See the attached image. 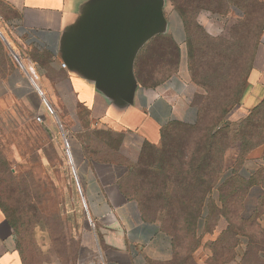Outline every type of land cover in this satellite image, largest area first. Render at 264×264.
Masks as SVG:
<instances>
[{"label":"crops","instance_id":"0c3cea01","mask_svg":"<svg viewBox=\"0 0 264 264\" xmlns=\"http://www.w3.org/2000/svg\"><path fill=\"white\" fill-rule=\"evenodd\" d=\"M0 23L9 43L38 75L40 88L19 95L23 101L35 98L29 111H45L46 97L69 93L89 110L94 126L123 134L122 147L136 153L146 142L159 146L161 130L170 122L197 120L187 36L169 0H0ZM159 37L172 39L179 49L178 68L159 85L143 87L136 76L139 55L152 44L156 57L169 56L162 42L153 43ZM7 92L17 97L10 87ZM263 99L264 33L241 105L228 121L238 122ZM72 157L77 167H84L87 208L109 254L104 264H171L172 239L159 224L143 219L136 202L121 198L117 184L103 183L86 165L80 147ZM259 168L249 157L238 175L246 178ZM0 264H23L1 210Z\"/></svg>","mask_w":264,"mask_h":264},{"label":"rangeland","instance_id":"374dc122","mask_svg":"<svg viewBox=\"0 0 264 264\" xmlns=\"http://www.w3.org/2000/svg\"><path fill=\"white\" fill-rule=\"evenodd\" d=\"M253 5L230 4L219 13L198 14L197 22L205 35L194 32V43L206 52V68L213 63L210 50H223L227 44L233 45L236 58L244 46L248 61L252 51L248 29L254 26L251 21L258 19V7ZM247 13L253 14L250 21ZM228 29L231 41H213ZM34 73L9 43L0 23V196L16 216L22 263L104 264L109 254L87 208L86 178L81 175L84 167L75 165L72 151L80 147L86 165L109 187L125 178L139 162L142 151L122 147L123 134L94 126L89 110L64 91V96L46 97L45 111H29L35 98L23 101L19 95L40 88ZM191 83L198 92L195 104L200 107L206 89ZM8 87L17 97L8 95ZM235 116L239 117L237 113ZM166 142L174 148L177 140ZM250 158L264 168V146L252 152ZM237 189L229 206L215 208V214L198 230L197 238L187 233L177 238L171 264H264V189L254 185L246 193L242 184ZM227 208L233 232L227 230L226 218L220 217ZM234 245L237 252L232 258Z\"/></svg>","mask_w":264,"mask_h":264},{"label":"trees","instance_id":"16d2710c","mask_svg":"<svg viewBox=\"0 0 264 264\" xmlns=\"http://www.w3.org/2000/svg\"><path fill=\"white\" fill-rule=\"evenodd\" d=\"M169 1L181 18L186 32L190 80L206 89V96L204 103L197 106L194 124L170 122L161 130L159 146L144 143L139 162L128 171L125 178L119 180L118 186L125 199L137 203L143 219L164 225L160 227L172 239L175 251L176 240L180 235L187 233L197 238L198 230L215 214V208L221 209L231 204V198L239 191V184L244 185L246 193L254 185L264 189V168H259L246 178L238 175L252 152L264 146V99L238 122L228 121L229 114L241 105L264 33V1ZM251 2L258 7L255 14L258 19H253L251 23L254 26L248 29L252 35V51L248 61L244 46L239 48L242 51L236 58L233 45L227 44L223 50H210V62L213 63L206 68V52L198 50V45L194 43V32L205 35L197 22L198 14L203 11L219 13L227 5L245 7ZM252 15L247 13L249 21ZM229 32L228 29L220 39L213 41H231ZM157 41L168 48L169 56L156 57L151 53L152 44L145 53L139 55L136 76L143 87L159 85L163 78L178 68L179 49L173 40L159 37L153 43ZM168 139L177 140L174 148L167 144ZM230 154H233L232 157ZM0 210L12 227L17 242L16 216L4 206L1 196ZM229 214L227 208L220 217L226 218L229 222L227 230L233 232ZM168 224L171 228L166 227ZM236 248V245L231 247L232 258ZM17 249L20 254L18 242Z\"/></svg>","mask_w":264,"mask_h":264},{"label":"built area","instance_id":"2783aa9c","mask_svg":"<svg viewBox=\"0 0 264 264\" xmlns=\"http://www.w3.org/2000/svg\"><path fill=\"white\" fill-rule=\"evenodd\" d=\"M63 67H65V65H64V64H63ZM37 121H39V122H40V121H41V118H40V117H38V118H37Z\"/></svg>","mask_w":264,"mask_h":264}]
</instances>
